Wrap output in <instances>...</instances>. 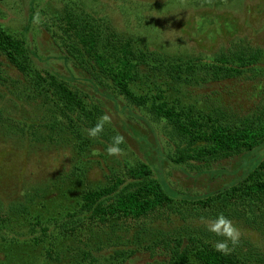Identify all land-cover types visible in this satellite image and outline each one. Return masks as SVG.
<instances>
[{
	"label": "rangeland",
	"instance_id": "obj_1",
	"mask_svg": "<svg viewBox=\"0 0 264 264\" xmlns=\"http://www.w3.org/2000/svg\"><path fill=\"white\" fill-rule=\"evenodd\" d=\"M31 1L0 0V21L13 33L27 34L36 51L38 69L57 72L90 93L100 108L98 117L105 132L82 150L80 140L62 130L41 99H30L27 77L0 57L12 78L0 83V214L7 218V228L0 235L1 264H77L80 248L94 251L98 246L103 247L100 264H113L109 255L119 245L141 248L125 264H162L144 248L176 235L201 236L213 244L223 239L205 227L215 220L218 210L212 213L200 208L196 199L241 177L253 160L264 158V146L241 159L214 162L211 171L200 175L188 167L181 169L172 161L179 149L167 125L138 109L139 115H132L122 98H116L117 106L107 93L95 92L79 80L80 74L65 61L51 38L54 27L43 21L78 13L82 7L107 19L118 31L141 38L150 48L184 58L206 59L228 49L257 48L263 57L246 78L219 84L188 82L179 87L168 82L165 86L168 94L182 95L188 103L211 107L209 98H219L235 110L253 113L264 105V0H37V12L29 23ZM115 137L122 140L120 152L109 155L107 148ZM144 144L148 147L143 149ZM140 162L150 164L176 192L173 207L152 216L141 237L134 234L135 229L128 231L119 225L88 228L76 237L58 236L53 247L35 242L36 214L51 218L75 211L83 190L105 185L110 177ZM247 207L226 210L240 232L239 243L229 244V248L252 259L258 257L264 264V211L251 212ZM88 263L83 260L82 264Z\"/></svg>",
	"mask_w": 264,
	"mask_h": 264
},
{
	"label": "trees",
	"instance_id": "obj_2",
	"mask_svg": "<svg viewBox=\"0 0 264 264\" xmlns=\"http://www.w3.org/2000/svg\"><path fill=\"white\" fill-rule=\"evenodd\" d=\"M36 3L37 0L31 1L29 23L37 12ZM80 9L78 13L45 18L43 22L54 27L53 42L65 61L80 74L79 80L87 82L93 91L107 93L117 106L116 98H122L132 115H139L138 109L154 121L167 125L179 149L172 157L176 166L188 167L200 175L211 171L214 162L241 159L264 146V105L253 113H245L229 107L222 99L210 97L211 107H204L185 102L182 95L168 94L165 87L168 82L179 87L188 82L219 84L246 78L256 70L262 51L246 47L228 49L206 59L184 58L152 49L141 38L118 31L107 19ZM0 57L11 69L27 77L30 99H41L50 116L60 121L62 130L80 140L82 150L95 138L99 141L98 136L105 132V126L98 117L100 108L92 102L90 93L57 72L38 69L36 51L27 34L9 31L1 21ZM4 66L0 60V83L12 80ZM97 127L100 129L97 135L90 137L88 130ZM146 147L144 144L143 149ZM253 162L233 183L218 192L198 197L195 203L212 213L218 210L215 213L227 218L230 217L226 210L236 206L247 205L246 209L251 212L264 211V158ZM174 195L176 192L155 174L150 164L140 162L129 166L125 173L110 177L105 185L83 190L75 211L51 218L36 214L34 240L53 247L58 236L76 237L88 228L93 231L119 225L128 231L135 229L134 234L141 237L152 216L173 207ZM6 228L7 218L0 214V235ZM214 245L201 236L176 235L160 239L144 250L162 260V264H261L258 257L252 259L235 249L221 253ZM115 247L109 255L110 260L115 261L113 264H125L141 251L140 247ZM102 252L101 246L94 251L80 248L77 256L81 259L77 264H82L83 260L100 264Z\"/></svg>",
	"mask_w": 264,
	"mask_h": 264
},
{
	"label": "clouds",
	"instance_id": "obj_3",
	"mask_svg": "<svg viewBox=\"0 0 264 264\" xmlns=\"http://www.w3.org/2000/svg\"><path fill=\"white\" fill-rule=\"evenodd\" d=\"M99 127L89 129L88 135L95 137L99 131ZM122 142L120 137H115L113 144L107 148L109 155H117L120 152L118 145ZM206 230L215 234L217 237H223L221 240L215 242V250L221 253H228L231 249L229 244L235 246L239 243L240 232L239 229L232 224V222L223 215H218L215 220L205 225Z\"/></svg>",
	"mask_w": 264,
	"mask_h": 264
}]
</instances>
